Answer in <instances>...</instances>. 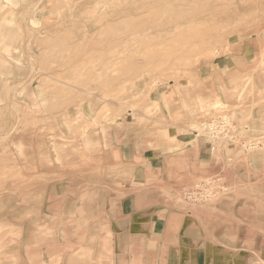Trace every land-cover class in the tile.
<instances>
[{
  "label": "rangeland",
  "instance_id": "1",
  "mask_svg": "<svg viewBox=\"0 0 264 264\" xmlns=\"http://www.w3.org/2000/svg\"><path fill=\"white\" fill-rule=\"evenodd\" d=\"M181 1L0 0V264H264V0Z\"/></svg>",
  "mask_w": 264,
  "mask_h": 264
},
{
  "label": "built area",
  "instance_id": "2",
  "mask_svg": "<svg viewBox=\"0 0 264 264\" xmlns=\"http://www.w3.org/2000/svg\"><path fill=\"white\" fill-rule=\"evenodd\" d=\"M206 127L214 136H228L230 137L229 139L233 136V123L228 116L216 115L207 120Z\"/></svg>",
  "mask_w": 264,
  "mask_h": 264
},
{
  "label": "bare ground",
  "instance_id": "3",
  "mask_svg": "<svg viewBox=\"0 0 264 264\" xmlns=\"http://www.w3.org/2000/svg\"><path fill=\"white\" fill-rule=\"evenodd\" d=\"M134 1V0H133ZM142 1V0H141ZM181 1V0H180ZM131 2H132V0H131ZM137 1H135L134 3H136ZM182 2V1H181ZM174 24V23H173ZM182 26V25H181ZM180 26V27H181ZM184 26V25H183ZM177 28V27H176ZM182 29V28H181ZM188 33H190V32H188ZM191 35V34H190ZM5 49V48H4ZM6 50V49H5ZM4 52H7V51H4ZM9 52V51H8ZM8 55V54H7ZM13 57V56H12ZM16 60V59H15ZM180 71V70H179ZM176 78H177V76H176ZM124 87V86H123ZM103 88V87H102ZM124 91V90H123ZM14 95V94H13ZM211 96H212V94H210ZM12 97H14V96H12ZM198 97V96H197ZM68 117V116H67ZM93 120H95V119H93ZM84 124V123H83ZM91 124V123H90ZM88 126H89V124H88ZM104 126V125H103ZM89 128V127H88ZM205 128H207L206 127V124H205ZM103 129H104V127H103ZM83 133V132H82ZM82 148V147H81Z\"/></svg>",
  "mask_w": 264,
  "mask_h": 264
}]
</instances>
